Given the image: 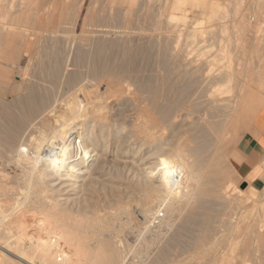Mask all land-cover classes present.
<instances>
[{"label": "rangeland", "instance_id": "obj_1", "mask_svg": "<svg viewBox=\"0 0 264 264\" xmlns=\"http://www.w3.org/2000/svg\"><path fill=\"white\" fill-rule=\"evenodd\" d=\"M230 1L200 0V3H197V5H192L189 2L179 10H175L174 0H16L15 6H13L15 8L12 7L9 12L8 21H5V24L0 23V136L2 135L0 139L3 138V140H0V144H2L0 145V158L6 156L5 153L12 146L9 143L13 142V139L19 134L18 132H21L25 128V125L27 126L34 121L48 104L51 105V102H55L53 98L57 101V98L64 97L66 90L73 89L77 85L84 83L88 87L90 85L95 86L101 78L104 79L105 74L103 73L106 71V75L114 72L115 77L113 76L114 73L111 76L126 86L122 90V93H119V95L107 103V108L105 109L108 119L113 113L110 120L114 123L109 122L111 125L108 123L110 125L109 131L114 128L117 129V125H121V128L126 126H129V129L131 128V131L127 128V135L123 136L124 141L122 137L120 138L121 143L122 141L124 143L122 145L121 143L119 144V138H116L112 131L108 132V129H106V141L109 143V147H107L105 152V147L100 144L96 152L99 155L94 157L95 159L100 157L97 160L98 163L95 159H92L88 167L90 171L88 168L86 169L92 177L89 178V174L86 171L88 175L84 174L80 177L74 190H71L73 189L70 186L71 183L66 184L67 187L63 185V189L58 186L60 189L58 191L55 189L57 186L54 189L53 187L51 188L53 191L56 190L57 194L55 192L54 194L58 196V202L61 201L60 203L68 209L66 211L62 205L61 209H65L64 215H62V210L59 209L61 214L59 213L58 216H61L58 218L64 219L63 216H65V219L68 220L65 223L72 224L74 218L82 220L90 219L92 221H95V219L99 220L101 217L106 218H102L105 222L101 219V227L98 230L100 236L97 237L99 239L97 240L106 246L107 244L111 245L113 242L112 246L114 247L115 245L116 249L119 248L118 252L121 257L117 264H132L134 261L140 264L142 260L141 256H143V260L141 261L142 263L144 262L143 264L147 262V264H160L167 259L176 261L174 259L178 258H181V260L178 259L179 261L203 260L205 264H211L215 257L219 258L220 256L218 255L223 254L224 249L226 251L221 256H225L226 260H228L226 264H236V262L237 264H242L243 261V264H250L252 262L254 264H264V235L261 233L262 211L264 210V197L262 196L264 195V190H258L255 195L250 196L243 194L244 197L239 191L249 193V185L247 184L245 189H241V186L245 182H243L236 164L239 161L236 155V145L251 123V113L253 112L251 109L257 110L260 108L259 115L264 110V105L260 107L259 103L262 100L264 102V26H262L264 25V0H249L250 8L244 12V17H238V14L242 12H235L240 10L239 6L242 5V0ZM235 6L237 7L235 8ZM223 7H231L229 8V12H232V14L227 12L231 18L223 12ZM171 15L180 17L179 21L171 22ZM228 22L230 24H227ZM197 26L199 30L196 31L195 28ZM223 27L228 28V30L230 28L228 37L222 34L224 31ZM232 27H234V30ZM234 32L235 35H233ZM224 47L229 48L232 55L234 54L231 56L232 65H230L231 63L228 58L221 56V50L223 51ZM252 51L255 52L253 53ZM70 60L74 64H71ZM211 63L214 64V68L210 73L208 68ZM26 66L29 67L26 68ZM98 73H101V75ZM231 73L234 74L232 75ZM69 74L71 75L69 76ZM94 74L98 75L95 76ZM66 77L69 85L65 81ZM71 77L72 80H70ZM208 78L209 80H207ZM62 79H65L64 83ZM92 79L94 82H92ZM56 84L59 85L56 86ZM210 84L213 86H210ZM65 85L69 87L66 86L65 88ZM221 85L227 87L228 95H213L214 88ZM10 92H13V94L11 95ZM247 99L248 101H246ZM209 102L211 103L208 104ZM182 108H184V111ZM245 108H248L250 111L248 109L246 111ZM185 109H188L187 112ZM205 111L208 113L206 114ZM199 112L202 117H200ZM170 113L175 117L169 118L168 115ZM186 116L188 122V118L191 120V117L194 121L192 119L191 122L186 124ZM198 116L200 119L204 117V120L201 121L199 119L200 121L197 123ZM163 117L165 118L164 120L168 118V124H166L167 120L165 122L162 120ZM249 118L250 120L247 121ZM155 120L160 125L164 123L161 126L166 124L167 131L165 135L167 136L165 137H173L169 140L177 138V132L181 133L185 130V127L188 129L187 127H190L195 122V126L192 124L193 128L195 127L194 129L190 127L191 130L184 131L186 133L189 132L190 134L187 133V135L191 137L195 136L194 134L196 133L195 137H197L196 140L199 142L197 144L198 142L195 140L194 144L196 147L193 144L194 151L191 154L194 155L192 156V161H196L197 163H195L198 165L210 160L212 163L211 167L214 168L210 169V167L205 171L206 174L203 173L204 176L202 175L199 182V190L196 191L194 202L176 216L171 227H168L166 230L165 228L167 227L164 228V225L162 226L166 231L159 228L162 232L157 231L156 228L159 227L157 225L161 224V219H164L163 215L165 212L162 210L163 208L159 211L160 215L157 213L155 217L152 216L150 218L147 222L150 226H147L145 220L141 217L144 206L141 208L142 204L140 205L139 203V199L144 198L140 193L146 194V192L144 189L143 191L140 189V192L137 187H134L135 185L139 186L137 183H144L141 182L145 179H142V175L147 173L146 169L151 167L154 161L157 162L155 154L153 159H150L152 158L150 154L154 150L147 144L150 141L149 133H151V126ZM182 120L185 121L182 122ZM211 120H215L216 122ZM135 121L138 123H136L137 125ZM196 123L199 125L197 126ZM139 124L142 125V129H140L141 125ZM212 124H215V126H212ZM209 125L210 127L208 128L207 126ZM112 126L116 127L113 128ZM120 127L118 128L121 129ZM198 129H200V132ZM136 131L139 133L144 131L141 134H137L138 136L140 135L139 140L134 139ZM191 131L193 132L192 134ZM196 131L199 132V136H197L198 133ZM145 133L146 135L148 134V138ZM8 137L13 139L10 138L11 142L7 144ZM128 139L138 142L130 146L125 143ZM174 143L176 141L172 140L171 144ZM199 155L200 159H197ZM217 156H220V159ZM4 159H0L1 165L5 161ZM149 162H152L151 165ZM92 167H95L93 172L96 174L94 173V175L90 169ZM145 167L147 168L145 169ZM97 170L99 171L97 172ZM211 170H215L218 174H214V172L212 174ZM10 171L9 169L7 170L10 173V178L12 177L9 181L14 185L18 184L16 186L19 187L16 173ZM208 173H211V175ZM89 179H94V181L90 182ZM87 181L92 185L94 182V185L93 187H91L92 185L90 186L91 189L89 187L90 184H88L86 188L91 189V191L87 189L90 193L86 192V195L84 192L87 191L85 188L87 184L85 185L84 183ZM53 182L55 181H51L50 185L55 184ZM229 182L237 187L236 189L240 194L235 192L236 190L234 191L235 193L231 192L232 194H229V196L223 194L224 191L222 189ZM80 186L85 191L81 190L83 188ZM134 188L138 190L134 191ZM80 190L83 191V197L88 199L89 203L86 201V206H84L85 201L82 199L83 197L77 198L78 196L81 197L80 194L82 192ZM219 190L223 193H220ZM252 196L256 197L254 199H257V201ZM61 197L65 199L69 197L70 200L73 198H75L73 200L82 199L84 201V204H82L84 210L80 205H77V203L81 204V200L76 203L73 201V204L72 200L70 201L68 198L66 203L68 202L71 206L72 204L74 205V209L72 210L73 206L67 205L64 199L60 200L62 199ZM241 198L244 199L241 200ZM127 205L128 209L123 208V211L121 206L126 207ZM157 205L158 203H156V206L155 203L152 204L153 207H157ZM153 207L152 209H154ZM70 208L72 213H69V215L74 214L70 215L69 218L71 216L73 218L71 220L68 219L67 213V216L65 215V211L69 212ZM120 209L123 211V214ZM156 209L158 210V207ZM75 210L76 214L73 213ZM78 211H81L79 212L80 217L79 213L77 214ZM117 211L119 213L115 214ZM125 211L126 213H124ZM127 211L129 212L128 214ZM120 213L121 215H119ZM114 214L117 215V218H115ZM227 214L226 218L225 215ZM232 216L233 218H231ZM227 219L229 220L227 221ZM141 224L143 225V229L141 228ZM236 225H239L237 227H239L240 231L236 230ZM145 226L147 227L145 228ZM231 227L233 230L230 229ZM255 227L260 233L251 232V229H255ZM142 230L145 231L142 232ZM147 230L150 232L147 233ZM151 230H155V232ZM156 231L157 234L160 233L158 235L155 234L158 238L154 235ZM162 234L164 236H161ZM150 235L157 242L154 248L149 247V252H145V246L148 248L150 241L154 242ZM159 236H161V240H159ZM139 238L142 240L147 238L146 243L141 239L139 240ZM228 239L232 241L230 242ZM101 241L104 242L102 243ZM142 242L145 244L143 245ZM91 243L95 246L97 241H91ZM156 247L159 248L156 249ZM151 248L153 249L151 250ZM135 249L137 250L135 251ZM139 250L145 253H142V255ZM132 251L136 253V256ZM4 252L6 255L8 254V260L12 261L11 259H13V261H18L13 254H11L13 258H10L12 256L9 255V252ZM137 252L140 253V257ZM154 252L159 254L157 255ZM153 253L155 255H152ZM186 254H188V257H190V254L192 255L186 259ZM148 255L149 257H146ZM151 255L152 257H150ZM191 258L194 259L192 260Z\"/></svg>", "mask_w": 264, "mask_h": 264}, {"label": "bare ground", "instance_id": "obj_2", "mask_svg": "<svg viewBox=\"0 0 264 264\" xmlns=\"http://www.w3.org/2000/svg\"><path fill=\"white\" fill-rule=\"evenodd\" d=\"M15 2H16V0H11L10 1V10H11V8L13 6H15L14 5ZM189 2L192 3V5H197V3L198 4L200 3V0H174V8H175V10L176 9L179 10L183 5H185V4L189 3ZM207 3H208V1H207ZM230 3H231V1H230ZM258 5H260V4H258ZM231 7H229V8H231ZM236 7L237 6H235V8ZM13 8H15V7H13ZM223 8H224L223 12H225L226 14H227V12L230 11L229 8H227V7L226 8L223 7ZM233 12H234V9H233ZM239 12H241V11H239ZM229 13L232 14V12H229ZM4 15H6V14H4ZM6 17H8V16H6ZM238 17H240V16H238ZM179 18L180 17H177L175 15H171L170 21L171 22H177V21H179ZM0 20H3V19L1 18ZM5 21H8V19L4 17V21L3 22H5ZM259 22H257V23H259ZM6 24H7V22H6ZM227 24H230V22H228ZM262 26H264V25H262ZM233 28L234 27H232V29ZM195 30L196 31L199 30L198 26L195 28ZM233 30H231V31H233ZM229 32H230V28L228 30V28L225 27L224 31L222 32V34L225 37H228L229 36ZM233 35H235V32L233 33ZM193 36H195V35H193ZM232 36H231V38H232ZM234 42H235V40H234ZM225 44H226V42H225ZM232 45H234V44H232ZM234 47H233V49H235ZM230 49H232V48H230ZM238 49H239V47H238ZM243 51H245V50H243ZM11 52H12V50H11ZM221 52H222L221 56H223V58H228L229 62L231 63L230 65H232L233 61H232V57L231 56H233L234 54L232 55V53L230 52L229 48L224 47L223 51L221 50ZM252 52L254 53L255 51H252ZM54 59H55V57H54ZM251 59H252V54H251ZM48 62L50 63V61H48ZM70 62H71V60H70ZM72 63L74 64L73 61L71 62V64ZM249 63H250V61H249ZM28 67L29 66H26V68H28ZM213 68H214V64L211 63L210 67L208 68L210 73L213 71ZM197 69H199V68H197ZM53 72H55V71H53ZM68 72H69V70H68ZM100 72H102V71H100ZM108 72H110V71H108ZM106 73H107V71L105 73H103V74H105L104 79L101 78L100 81H98L95 86H91L90 85L88 87V86H86L85 83L84 84H80V85H77L76 87H74L73 89L66 90V93H65L64 97H61L60 99L57 98V101L55 100V98H53V100L55 102H51L52 101V99H51V101H50L51 105L48 104L47 107L43 111L41 109L42 113L41 114L38 113L39 116L34 121H32L27 126L25 125V128L22 131L20 130L21 132H18L19 134L14 139L11 138V137H8V140L6 139L7 140V142H6L7 144L9 142H11V139H13V142L9 143V144H12V146H10V150H8L7 153L3 152V153L6 154V156L0 158V159L5 158L4 159L5 161L2 162L3 164L2 165L0 164V166H1L0 167V248H1V250H0V252H1V254H0V264H117L119 262L120 257H121L119 252H118L119 248L116 249L115 245L113 247L112 246L113 242L111 243V245H108V244H107V246L105 244L103 245V244H101L98 241L99 239L97 238L98 236H100L99 235L100 232L98 230L101 227V225H100L101 219L102 218L106 219V218L105 217H101L99 220L95 219V221L94 220L92 221L90 219L86 220L85 218H84L85 220L77 219V218L73 219L72 216H71V218L73 219V222H72V224L69 225V224L65 223V221L67 220V219H65V216H63L64 219L61 218L62 220L58 218V217L61 216V215L60 216H58V215H59V213L61 214V211L59 209L62 208L63 204L60 203L61 201L58 202V196L55 195V194H57L55 191L56 190L57 191L60 190L59 187L62 188L63 185L66 186V184H68V183H71L70 186L73 187V189H71V190H74V188L77 186V182L80 179V177L82 175H84V174H87L88 171L86 169L90 166L89 163L92 162V159H95L94 157H97L99 155V154L97 155L96 152H97L98 148L100 147V144H102V146L105 147V152H106L107 147H109V143L106 141V139H107V135H106L107 133L105 132L106 129H108V132L112 131L113 135L116 138H119V140L117 139L118 141H120V142L117 141L119 144L121 143L120 138L122 137V140L124 141L123 136L125 134L127 135V131L126 130L129 129L128 128L129 126L121 128L120 127L121 125L120 126L117 125V129L114 128L116 126H112L114 129L112 128L113 130L109 131V127H110L111 123H114V122L112 120H110V119H112L111 116H112L113 113L111 114L110 118L108 119L107 114L105 112V109L107 108V103H109V101L112 98H114L117 95H119V93H122L123 92L122 90L125 89L126 86L124 85V83L122 84V82L119 83V81L115 80V78H114L115 77L114 76L115 73L114 72H113L114 74L112 73L114 77L111 76L112 74L108 73L109 75H106ZM98 74L101 75V73H98ZM70 75L71 74H69V76ZM97 75H95V76H97ZM61 76H62V74H61ZM56 77H58V76H56ZM56 79H55V81H56ZM93 79H92V82H94ZM64 80L62 81L63 83H64ZM70 80H72V77H71ZM97 80H99V79L97 78ZM207 80H209V78ZM65 81L68 82L67 77H66ZM84 81H85V79H84ZM90 81H91V79H90ZM9 82L11 83V81H9ZM10 83H8V84H10ZM51 83H55V82H51ZM58 85L56 84V86H58ZM62 85L64 86V84H62ZM68 85H69V82H68ZM68 85H65V88H66V86L69 87ZM73 85H74V83H73ZM211 85L212 84H210V86ZM130 86H132V85H130ZM226 86H228V85H226ZM54 87H55V85H54ZM63 88H62V91H63ZM226 88L227 87L222 86V85L214 88L213 95L221 96V95L227 94L228 91L226 90ZM56 89H57V87H56ZM56 89H55V91H56ZM207 91H209V90H207ZM10 94L12 95L13 92H10ZM203 95H205V94H203ZM206 95H208V94H206ZM241 96H243V95H241ZM224 97L226 98V96H224ZM206 98H208V97H206ZM222 99H223V97H222ZM198 101H199V99H198ZM246 101H248V99ZM262 101L259 102L260 103V107H262V105H264V102H262ZM211 102L213 103V101H211ZM211 102H209L208 104H210ZM222 102H225V101H222ZM191 103H192V101H191ZM245 103H247V102H245ZM184 105H182V106H184ZM194 105H196V104H194ZM194 105H190V106H194ZM239 105H240V103H239ZM209 106H208V108H209ZM197 107H199V106H197ZM184 108H182L183 111H184ZM186 108H187V106H186ZM247 109H246V111H247ZM187 110H186V112H187ZM207 110L210 112L209 109H207ZM251 110L253 111V112L251 111L252 112L251 113L252 114L251 123H252L253 121L256 120L257 116L259 115L258 113L260 112L261 109L259 108L257 110L256 109H254V110L251 109ZM192 111H193V107H192ZM194 111H196V110H194ZM178 113H177V115H178ZM191 113H193V112H191ZM205 113H206V111H205ZM235 113H236V109H235ZM241 113H242V111H241ZM241 113H240V115H241ZM188 114H190V113L188 112ZM199 114H200V112H199ZM170 115H171V117H170ZM177 115H176V117H177ZM260 115H261V118H262L263 124H264V110L262 111V113H260ZM168 116H169V118H172V116H174V115H172V113H170ZM192 116H193V114H192ZM207 116H206V119H207ZM155 117H153V118H155ZM200 117H202L201 114H200ZM197 118H198L197 123H199L198 121H200V120L201 121L204 120V117H203V119H200L199 116ZM146 119H148V118H146ZM164 119L165 118L163 117L162 120H164ZM185 119L187 121V116L185 117ZM192 119L193 118L191 117V120ZM162 120H160V121H162ZM166 120H164V122L166 121V124H168L167 123L169 121L168 118H166ZM188 120H189V122H191L190 118H188ZM248 120H250V118L247 119V121ZM144 121H146V120H144ZM151 121H152V119H151ZM173 121H176V120H173ZM184 121L185 120H182V122H184ZM193 121H194V119H193ZM211 121H215V120H211ZM109 122H111V123H109ZM142 122H140V123H142ZM189 122L187 121L186 124H188ZM136 123L137 122L135 121V124ZM194 123L195 122H193L192 124L195 126ZM197 123H196V125H197ZM248 123H250V122H248ZM163 124H161V125H163ZM166 124L164 126H161L159 124V122L156 121V120L152 124L151 130H150L151 133H149L150 134V141L149 142L147 141L148 142L147 144H149V147L154 150V152L152 154H150V156H152V158H150V159L152 160L153 156L155 154V156L158 157L157 159L155 157V160L157 162H155V161H154V163L151 162L152 165L149 162L151 167H148V168L145 167V169L147 168L146 169L147 173L143 174V175L141 174L142 175V179L145 178L144 181L143 180L141 181V182H144V183H137V184H139V186L141 184L140 188H139L138 185L134 186V187H137L139 189V191H140V189L142 191L144 189L145 192H146V194L145 193L142 194V193H140L141 191L140 192L138 191L141 194V196L142 195L144 196V198L141 197L142 199H139V203H140V205L142 204L141 208L144 206L143 207L144 209L141 212V217L145 220V222H146L145 224H147V222L150 220V218L152 216L155 217V215L157 213L159 214L160 213L159 211L161 210V208H163L162 210L165 212L164 215H163L164 219L160 218L162 220V222H161L160 225H157L159 227L156 226L157 227L156 229L159 232H162L160 229L162 228L163 225H164V228L167 227V228H165L166 230L168 229V227H171L172 224L174 223L175 219H176V216H178L182 211H184L188 206H190V204H192L194 202V200L196 198V191L199 190L198 186L200 185L199 182L201 180V177H202L203 173L206 174L205 171L207 169H209L211 167V165H212L210 160L206 161L204 163L202 162L201 164H198V165L196 164L197 163L196 161H195L196 163L192 161L193 160L192 156L194 154H191V153H192V151H194L193 144L197 141L196 140L197 137H195L196 133L194 134L195 136L192 135L193 137H191V136L187 135V133L190 134L189 132H187V133L184 132L185 130H188V131L191 130L190 127L193 128L192 124H191L190 127H187L188 129H186V127L184 126L185 130L182 131L183 134H181L182 132L181 133L177 132L176 137L179 138V139H177V138L172 139V140L176 141V143H174V144H171L172 140H169V139H171L172 136H170L168 138L165 137V136H167V135H165L166 131H167ZM182 124H184V123H182ZM139 125H141V124H139ZM213 125L215 126V124H212V126ZM251 125L253 126L255 124H251ZM138 126H137V128H138ZM148 126H149V124H148ZM118 127H120L121 129H119ZM207 127L209 128L210 125L207 126ZM133 128H132V130H133ZM247 128H249V127H247ZM140 129H142V125H141ZM143 129H145V127H143ZM168 129L170 130L169 127H168ZM180 129H178V130H180ZM198 130L200 132V129H198ZM192 131H195V130H192ZM192 131H191V134L193 133ZM143 132H140V133L137 132V133H134V134L137 135L138 133L141 134ZM145 132H146V130H145ZM199 132H197L198 133L197 136H199ZM178 133H179L180 137H178L179 136ZM184 133H186V134H184ZM110 135H112V134H110ZM136 135H135L134 139L139 140L138 138L140 137V135L139 136L137 135V138H136ZM145 135H146V133H145ZM145 135H144V137L147 136V138H148V134L146 136ZM171 135L174 136L175 134H171ZM128 137H126V138H128ZM0 140H3V138L0 139ZM141 140H144V139H141ZM4 141H5V139H4ZM123 141H122V143H124ZM135 142L137 143L138 141H136V140L133 141L132 139H128L127 141H125V143H127L130 146L135 144ZM122 143H121V145H122ZM197 144H199V142ZM0 145H2V144H0ZM4 147H5V143H4ZM6 147H7V145H6ZM195 147H196V145H195ZM5 149H7V148H5ZM199 149L201 150L200 147H199ZM195 154H196V151H195ZM220 155H221V153H220ZM0 156H1V154H0ZM211 156H212V154H211ZM194 157H196V156H194ZM99 158H96L95 161H97ZM197 159H200V155H199V158H197ZM161 161H164V162H166L168 164V168L167 169H165L163 167ZM97 163H98V161H97ZM218 166H219V163H218ZM7 168L9 170L13 171L14 173H16L15 175L18 177V180H19V182H18L19 183V187L16 186L18 184L14 185V184H12L11 181H9L12 177L10 178V173L7 172V170H8ZM94 168L95 167L90 168L92 172H93V170H95ZM99 168H102V167H99ZM212 168L213 167H211L210 169H212ZM263 168H264V166H263ZM88 170H89V168H88ZM215 170H213V171L211 170L212 174H213V172H214V174L215 173L218 174V172H215ZM98 171L99 170H97V172ZM143 171H144V169H143ZM94 173L95 172H93V175H94ZM88 174H89V178L92 177V176H90V172H88ZM208 174L211 175V173H208ZM205 176H207V175H205ZM140 180H141V178H140ZM51 181H55V182H53L55 184H51L50 185ZM92 181H94V179L90 180V182H92ZM57 182H59V183H57ZM90 182L88 183V181H87V182L84 183L85 185L87 184L85 186V188L88 186V184H90ZM60 185H62V186H60ZM91 185L92 184H90L89 187ZM93 185H94V182H93ZM93 185L91 187H93ZM52 187H53V189L56 187L55 188L56 190L53 191L51 189ZM80 187H79V189L83 188V187H81V188ZM236 188L237 187H235L231 182H229L224 187V189H222L224 191V193L222 191H220V190H219V192L220 193L222 192L226 196L227 195L229 196V194L231 195L235 190H236L235 192H238ZM87 189L88 188H86V190ZM91 189H88V190L91 191ZM136 189L134 191H136ZM66 190L68 191V189H66ZM81 190L85 191L84 188L81 189ZM88 190L85 191L84 194L86 192L90 193V192H88ZM83 191H81L82 193L80 192L81 193L80 194L81 197L78 196L77 198H82L84 196V195H82ZM54 192H55V194H54ZM239 192H241L242 195L243 194H247L245 196H250V195H255L258 192V190L253 188V187H251V186H249V193H246V191H239ZM239 192H238V194H240ZM87 193H86V195H87ZM61 194H63V193H61ZM65 195H66V193H65ZM64 197L63 198L61 197L62 199H60V200L64 199L65 203H66V201H68L69 197L67 199H65ZM225 197L224 198L222 197V198L226 199ZM262 197H264V195ZM254 198H256V197H253V199ZM73 199H75V198H73ZM73 199H71L73 204H74L73 201H75V203H76L77 201L79 202V200H81L82 201L81 204L77 203V205H80L81 207H82V204H84V201H85L84 206H86V204L88 202L87 201L88 199H86L85 197L82 198L84 201L82 199H79V200H73ZM243 199L241 198V200H243ZM246 199H248V198H246ZM69 200H70V198H69ZM141 200L143 201V203H142ZM254 200L257 201V199H254ZM248 201H249V199H248ZM53 202H56L57 204L53 203ZM58 203H60V204H58ZM153 203H155V206H156V203H158V205H157L158 210L157 209L155 210V208H157V207H153L152 206ZM66 204L68 205L69 203L67 202ZM73 204H72L73 207L69 204L72 207V210L74 209V205ZM59 205H61V206H59ZM89 205H91V204H89ZM123 206H125V205H123ZM123 206H121L122 209L123 208H127L128 209V205L126 207H123ZM151 206L154 209H152ZM255 206H254V208H255ZM58 207H60V208H58ZM63 207H64V205H63ZM75 207H76V204H75ZM251 207H253V206H251ZM86 208H88V207H86ZM65 209H61L62 210V215H64V210ZM77 209H78V207H77ZM82 209L84 210V207H82ZM69 210H70L69 212H66V211H68V209H66L65 215L67 216V214H68L67 217H68L69 220H71V218H69V217H70V215H74V214H70L69 215V213H72L71 212V208ZM76 210L73 213L76 214ZM79 210H81V209H79ZM123 211H124V209H123ZM123 211L121 210L122 214H123ZM128 211H127V214L129 213ZM257 211H258V209H257ZM79 212H81V211H78L77 214ZM116 213H119V211L115 212V214ZM124 213H126V211ZM110 214L112 215V213H110ZM234 214H236V213H234ZM78 215L80 217V213ZM119 215H121V213ZM75 216H73V217H75ZM115 216L114 217L117 218V215H115ZM163 216H162V218H163ZM227 216H228V214L225 215L226 218H227ZM255 216H257V215H255ZM97 218H99V217H97ZM231 218H233V216ZM263 218H264V210L262 211V232H261L262 235H264V219ZM144 220H143V222H144ZM228 220L229 219H227V221ZM228 224H230V223H228ZM143 225H144V223H143ZM143 225L141 224V228L142 229H143ZM148 225L149 224H147V226ZM147 226H145V228ZM237 226H239V225H236V230H239L238 229L239 227H237ZM232 227H233V225H232ZM232 227L230 229L233 230ZM258 228H260V227H258ZM138 230H140V229H138ZM138 230H136V231H138ZM166 230H164V231H166ZM251 230H252L251 231L252 233L259 232L256 227H255V229H251ZM143 231H145V230H142V232ZM151 231H153V230H151ZM157 231H156V233H154V235L157 234ZM149 232L150 231H148L147 233H149ZM153 232H155V230ZM230 232H231V230H230ZM150 234H152V233H150ZM158 234H160V233H158ZM164 234H162L161 236H164ZM144 235H145V233H144ZM157 235H155L156 238H158ZM161 236H159V240H161L160 239ZM140 237L143 238L141 235H140ZM152 237L153 236H151V238ZM141 238H139V240ZM146 239L145 240L141 239V240L145 242ZM152 239H153V241L156 240L155 238H152ZM95 240L97 241V243L95 244V246H93L91 241L93 242ZM149 240H148V243H149ZM228 241L231 242L232 240L228 239ZM234 241H235V239H234ZM106 242H108V241H106ZM144 242H142L143 245L146 243V242L145 243ZM156 242L157 241H154V242L150 241V245L148 244L149 245L148 248L145 246V248H146L145 252L146 251L149 252V250H150L149 247H153L154 248L155 245H156ZM101 245H103V246H101ZM159 246H160V244H159ZM141 247H140V249H141ZM103 248H104V250H103ZM145 248H143V249H145ZM153 248H151V250ZM157 248H159V247H156V249ZM252 249H253V247H252ZM3 250L9 252L10 256H12L11 254H13V256H15L18 259V261H13V259H11L12 261H10V259L8 260L7 259L8 254L6 255V253ZM121 250H122V248H121ZM136 250L137 249H135V251ZM228 250H230V249H228ZM223 251L225 252L226 250L224 249ZM145 252H143V251L141 252L140 251L141 254L145 253ZM224 252H223V254H224ZM132 253L134 255L136 254L133 251H132ZM140 253L137 252L138 256H139ZM154 253H156V252H154ZM154 253L152 255H155ZM223 254H221V255H223ZM152 255L150 257H152ZM157 255H156V257H157ZM187 255L188 254H186L185 256H187ZM191 255L192 254H190V257H191ZM221 255H218V256H220L219 258L215 257L214 261L211 264H226L228 260H226L225 256H221ZM227 255H229V254H227ZM13 256L10 257V258H13ZM185 256H184V258H185ZM15 257H14V260H15ZM141 257H142V260H143V256H141ZM146 257H149V255L146 256ZM190 257L187 256L186 259L190 258ZM144 258H145V255H144ZM184 258H182V259H184ZM178 259L181 260V258H178ZM178 259H174L176 261H172L173 260L172 259L171 260L172 262L167 259L168 261H170V262H168L166 260V258H165V260L167 262L166 261L165 262H161L160 264H205L203 262V260L202 261H199V260H196V261H188V260L187 261H185V260L184 261H179ZM191 259L193 260L194 258H191ZM139 260H140V258H139ZM141 261H140V264H143L144 262L142 263ZM163 261H164V259H163ZM147 263H145V264H147ZM232 263H233V261H232ZM243 263H244V261H243ZM252 263H250V264H252ZM132 264H138V263H136V261H134ZM236 264H237V262H236Z\"/></svg>", "mask_w": 264, "mask_h": 264}, {"label": "crops", "instance_id": "obj_3", "mask_svg": "<svg viewBox=\"0 0 264 264\" xmlns=\"http://www.w3.org/2000/svg\"><path fill=\"white\" fill-rule=\"evenodd\" d=\"M11 0H0V23L5 24L4 17L8 19L10 12ZM242 5L239 6L241 14L244 17V12L250 8L249 0H242ZM6 14V15H4ZM255 124V125H251ZM244 131L236 145V155L239 161L236 163L243 178V182L257 189H264V124L261 115H258ZM257 126V127H256Z\"/></svg>", "mask_w": 264, "mask_h": 264}, {"label": "snow or ice", "instance_id": "obj_4", "mask_svg": "<svg viewBox=\"0 0 264 264\" xmlns=\"http://www.w3.org/2000/svg\"><path fill=\"white\" fill-rule=\"evenodd\" d=\"M161 163H162V165H163V167H164L165 169H167V168H168V164H167L166 162H164V161H161Z\"/></svg>", "mask_w": 264, "mask_h": 264}, {"label": "water", "instance_id": "obj_5", "mask_svg": "<svg viewBox=\"0 0 264 264\" xmlns=\"http://www.w3.org/2000/svg\"><path fill=\"white\" fill-rule=\"evenodd\" d=\"M247 187V184L245 183L244 185L241 186V189H245Z\"/></svg>", "mask_w": 264, "mask_h": 264}]
</instances>
